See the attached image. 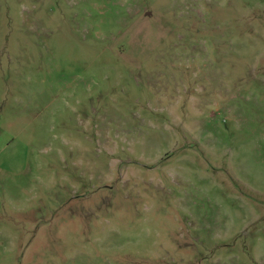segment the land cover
<instances>
[{
    "label": "rangeland",
    "instance_id": "374dc122",
    "mask_svg": "<svg viewBox=\"0 0 264 264\" xmlns=\"http://www.w3.org/2000/svg\"><path fill=\"white\" fill-rule=\"evenodd\" d=\"M0 264H264V0H0Z\"/></svg>",
    "mask_w": 264,
    "mask_h": 264
}]
</instances>
